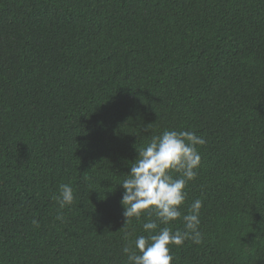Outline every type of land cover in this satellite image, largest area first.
I'll return each mask as SVG.
<instances>
[{"label":"trees","instance_id":"1","mask_svg":"<svg viewBox=\"0 0 264 264\" xmlns=\"http://www.w3.org/2000/svg\"><path fill=\"white\" fill-rule=\"evenodd\" d=\"M165 130L206 140L172 264H264V0H0V264H125L155 217L126 241L119 184Z\"/></svg>","mask_w":264,"mask_h":264},{"label":"clouds","instance_id":"2","mask_svg":"<svg viewBox=\"0 0 264 264\" xmlns=\"http://www.w3.org/2000/svg\"><path fill=\"white\" fill-rule=\"evenodd\" d=\"M205 143L203 136L194 131L165 130L153 135L146 146L137 150L138 156L129 174L119 184L124 190L120 201L125 218L124 239L129 241L131 233L127 226L133 218L139 220L145 213L155 218L143 223L147 236H138L123 246L125 264H172L174 257L170 254V245L183 246L188 240L196 245L203 242L200 231L202 201L196 199L188 214H182L181 206L187 196L185 188L196 178L200 166L197 146ZM54 199L60 210L72 205L73 188L61 184ZM57 219L63 222L64 217L58 214ZM177 220H181L183 230L173 231L170 225ZM33 225L38 227V221L33 220Z\"/></svg>","mask_w":264,"mask_h":264}]
</instances>
